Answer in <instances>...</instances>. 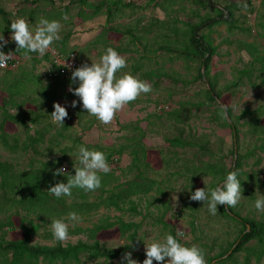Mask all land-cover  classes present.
<instances>
[{
	"label": "trees",
	"instance_id": "obj_1",
	"mask_svg": "<svg viewBox=\"0 0 264 264\" xmlns=\"http://www.w3.org/2000/svg\"><path fill=\"white\" fill-rule=\"evenodd\" d=\"M43 1L51 7L48 11L40 7V3ZM60 1L63 2L64 0ZM68 1L69 3L64 7L59 8H55L53 0H25V3L22 4L23 8L17 7L11 12L0 8V32L3 33L6 39L9 38L10 23L17 17L24 18L32 26H36L41 18L57 20L61 25H64L63 23L72 24L73 21L64 20V16L72 9H77V19L83 22L97 16L106 17L102 31L95 40L84 48V51L96 50L100 58L105 50L111 47L120 55L126 53L129 49L125 50V48H121L122 46L115 47L112 44V35L120 34L123 37L128 36L131 38L129 44L126 45L134 47L133 52L138 54V58L132 59L133 63L120 70L117 73L119 75L129 73L139 80L152 83V87H157L160 80L170 78L176 73L174 70H167L164 65L157 69H145L147 66L157 64L156 59L160 56L168 63H173L175 59L199 62L201 69H199L197 80L208 85L206 95L213 106L212 108L217 113L215 119L221 121V127L228 128L231 131L234 139L233 149L230 153L233 157L232 167L227 169L222 164V159L216 160L214 157H211L208 161L203 160L207 154L213 155L209 147L210 143L206 136L197 139L192 133L187 135L185 129H180L185 124V116L181 111L183 105L172 112H167L162 107L159 110L161 114L157 115L156 118L162 119L167 116L178 124V127L172 124L177 134L168 135L165 140L171 148L182 149L184 152L192 154L191 159L184 160L176 151H172L177 164H181L183 161L186 162L187 170L193 178L198 175L211 177L214 182H212L210 189H214L223 182L229 171L238 170L242 193L247 194L250 200H255L262 187V179L260 171H253L252 173L243 171L245 160L255 155V151L250 152L248 155L240 154V131L238 126L241 119L245 120V126L248 128L247 132L256 139L257 143H260L259 145L256 144L255 149L264 152V110L262 108L248 109L241 117L234 115L227 99L232 94L225 95V90L218 89L216 78L210 76L211 65L217 53V48L213 46L210 36L202 34V31H211L216 26L228 24L229 32L232 33L238 29L235 24L237 12L244 10L252 12L256 8L255 6H259L261 13L256 28L259 30L260 36L264 38V0H260L259 4H256L255 0H242L240 4L231 2L223 9H218L212 0H196L201 8L212 10L217 16L210 17L209 14L204 17L200 16L199 23H184L176 18L173 24L168 26L169 34L165 36L163 43H159V24L158 21L152 20L153 11L147 16L142 14L140 10L145 9V7L163 8L169 2L173 5L180 0H148L147 5L144 7L138 5V0ZM164 9L168 12L167 8ZM226 16H228V19L225 18ZM179 22L182 23L183 27L178 26ZM167 24L161 22L164 28ZM138 31L146 34L147 42L144 44L145 46L140 42L142 38L136 34ZM154 33H156V39L152 43L147 37L149 34ZM72 36L71 31L65 33L51 47L65 56L71 54V52L73 53V49L69 48ZM239 45L242 50L250 53L253 61L250 69L240 71L233 87L238 88L243 84V79L246 77H248L250 84H254L251 77L257 70L262 76L260 84L255 86L264 85V55L252 43L245 42L239 43ZM15 47V43L12 42L3 50L5 53L13 52L9 61L23 62L25 60V64L19 67L17 71L5 70L0 72V147L12 154L19 151L31 152L33 157L28 166L21 169L9 161H4L0 154V264H89L101 260L108 264L121 258L125 252H134L139 247L137 238H139L140 224L127 222L122 216L101 219L91 228L74 227L69 229V235H85L91 242L79 240L75 244L70 243L67 245L60 241H56L52 245L33 243L34 237L39 234L41 224H36L31 219L32 217L43 222L63 218L73 211L82 218L91 216L92 213L100 209L123 213L128 210V205L130 207L129 211L139 214L138 204L133 198L150 195L156 190V187L157 189L160 188V184L146 175V171L151 168L146 161L148 157V148L145 145L147 132L140 127L139 123H133L122 126V130L131 131V134L123 135V142L108 148L105 153L107 162L110 165L116 161L114 159L116 155L120 159L123 154L128 152L132 159L128 170L136 173L133 179L122 181L127 178V171H125L127 169L115 168L107 174H100L101 186L93 192L73 189L71 197H61L59 199L49 195L47 191L50 186L57 182H67L66 176L53 178L52 173L56 168L64 166L65 162L70 163V169L73 168L69 153L73 152L74 147L64 145L65 136L63 132H54V126L48 121L45 111H49L51 114L54 111L53 104L61 98L76 97L71 93H67L70 77L59 78L48 83V85H43L45 83L40 81V77L35 73L42 59L38 58L36 53H31V59L26 60L22 51L15 52ZM44 59L50 60L48 55ZM202 67L205 69V73H202ZM28 84L40 86L39 90L36 91V97L33 98L25 94ZM185 84H187L186 81ZM75 86L73 85V87ZM42 124L43 126H40ZM17 127L22 130L24 141H21L20 135L8 131V128L17 129ZM64 128L65 130L69 129L68 124H65ZM46 143H48V147L43 148L42 146ZM74 144L76 146L83 145L104 153L102 148L85 145L79 138L76 139ZM195 149L198 150L192 152ZM47 152L52 157L54 156L53 159L46 161L38 159L44 157ZM236 152L237 159L235 157ZM261 163L262 158H258L255 166L259 168ZM117 171L121 174L117 175ZM67 172L74 175V170ZM96 193H98V196ZM91 196L95 197L94 201H90ZM220 207L222 215L239 227V234L218 255L210 258L209 264L228 262L236 264L233 263L234 258L244 250L251 251V254L255 255L257 264L263 263L264 221L243 218L235 211V207L228 208L227 205H220ZM114 228H117L120 236L128 241L120 247L103 246L97 236ZM12 231L20 232L21 235L18 238L10 239L9 234ZM172 235H174V232H172ZM47 237L54 240L52 233ZM252 241H256L257 247L247 249L248 244ZM245 264H249V261L247 260Z\"/></svg>",
	"mask_w": 264,
	"mask_h": 264
},
{
	"label": "rangeland",
	"instance_id": "obj_2",
	"mask_svg": "<svg viewBox=\"0 0 264 264\" xmlns=\"http://www.w3.org/2000/svg\"><path fill=\"white\" fill-rule=\"evenodd\" d=\"M212 1L218 9H223V7L229 5L231 2L240 4L242 0ZM137 2L140 7H144L147 5L148 0H138ZM24 3L25 0H0V8L7 12H11L17 7L23 8L22 4ZM53 3L55 4V8H59L64 7L69 1L64 0L61 2L60 0H53ZM255 3L259 4L260 0H255ZM171 5L172 3L169 2L163 6V8L159 7L152 9V7H145V9L143 8L140 10L142 14L147 16L153 11L152 20L158 21L157 23L159 24V43L165 41V36L169 34L168 26L172 25L176 18L184 23H199L200 16L204 17L206 14H209L210 17L217 16L214 11L201 8L196 3V0H180L178 3ZM40 7L45 11L51 8L45 1L40 3ZM255 7L256 8L253 9L252 12L245 10L237 12L235 24L238 26V29L232 33L229 32L228 24L216 26L212 28L211 31H202V34L210 36L213 41V46L217 48V53L211 65L210 76L216 78L219 86L218 89L225 90V95L232 94L230 98L227 99L234 115L238 117H241L248 109L262 108L264 110V85L260 87L255 86L260 84V78L262 76L258 73V70L252 74L251 77V81L254 84H250L248 77H246L243 79V84L238 88L233 87L235 80L240 75V71L250 69L253 61L250 53L242 50L239 43H252L256 45L259 51L264 55V38L260 36L259 30L256 28L261 8H259V6ZM164 8H167L168 12H166ZM174 11H176V13H174ZM77 12V9H72L68 14H65V16H70L69 19L64 20L70 21L71 18H73V23H63L64 25H62L59 33L61 38L69 31L73 33L71 38L78 36L80 33H83V36L86 33H90L88 28L87 31L83 30L84 27H81L80 23L77 22L79 21L76 16ZM124 21L126 22V20ZM161 22H166L168 24L164 28ZM102 26L103 25H101V27ZM178 26L183 27L180 22ZM32 27L34 30L35 26L33 25ZM136 34L142 38L140 42L145 46L144 44L147 42L145 38L146 34L142 31H138ZM82 35L74 37V39L81 41ZM155 35L156 33L149 34L147 39L154 43V39H156ZM130 39V37H123L120 34L114 35L112 39V44L115 47L122 46L121 48H125V50L129 49L126 53L120 54L125 58L128 66L133 63L132 59L138 58V54L133 52L135 50L134 47L132 45H126L129 44L128 42ZM89 44L90 43L87 45ZM85 47L78 52L79 60L89 65L91 62L98 63L100 60L97 55L98 51L96 54H94L92 50L89 52L84 51ZM70 49H73V52L77 50V48L71 47ZM156 62L157 64L147 66L145 69H157L164 65L167 70H174L176 73L170 78L160 80L157 87H152V83L147 82L151 85L152 91L147 94L142 93L135 101L125 105L115 114L113 121L107 125L100 123L95 117L88 115L85 110H82L79 104L76 108H72L70 106L71 101L78 99L77 97L67 99L61 98L56 102L64 106L68 112L63 126H58L54 123L50 117V112L45 111L48 116V121L54 126V132H63L65 136V140H63L64 145L74 147L73 152L69 153V155H72V157L69 156V158L74 166L77 164L75 153L80 147L74 144L77 138L81 139V142L85 145L102 148L104 153H106L108 148L117 146L123 142V135L131 134V131L122 130L123 125L139 123L140 127L147 132L145 145L148 148V157L146 161L150 164L151 168L146 171V175L159 183L160 188L157 189L156 187V190L148 196L133 198L138 204L139 214H134L129 211V205L127 206L128 210L123 213L114 210L100 209L92 213L91 216L83 217L82 222L75 227L84 229L91 228L101 219L122 216L127 222L140 224L139 238L149 235L153 239H160L165 233L172 234V232H174L175 235L177 229H182L185 235L182 238H178L180 242L185 246L190 247L196 245L199 247L204 254L206 264H209L210 258L218 255L229 243H232L236 239L239 234V227L222 215L220 205L217 206V214L212 215L208 212L206 204L203 206V202L191 201L189 199L192 191L205 186L210 189L214 181L211 177L199 175L193 178L192 174L187 170L188 166L185 161L181 164H177L176 157L173 155L172 151H176L184 160L191 159L192 154L184 152L182 149H173L169 146L165 137L177 134L172 124H174L175 127H178V124L167 116L162 119H158L156 116L161 114L159 110L162 107H164L167 112H172L176 108H179L180 105H183L181 111L185 116V124H183V128L180 129H185L187 135L192 133L197 139L206 136L213 155L207 154L203 160L208 161L211 157H214L216 160L222 159V164H224L227 169H230L233 165V157L230 153L233 149L234 139L231 131L228 128L221 127V121L215 119L217 113L214 108H212L213 106L206 95V90L209 88L208 85L205 84V82L203 83L197 80L199 69H201L199 62L175 59L173 63H168L162 59V56L157 58ZM203 71L205 73V69L203 70L202 67V73ZM117 75L120 76L119 74ZM185 81L187 84H185ZM55 86L57 87L56 83ZM68 88L69 87H67V93H70ZM59 90L62 91L61 88H59ZM65 124H68L69 129L65 130ZM40 126H43V124ZM238 127L240 131V154L248 155L250 152L255 151V155L245 160L243 171L246 173L260 171V177L262 179V187L257 193L256 200L261 194L264 195V152L255 149L256 144L259 145L260 143H257L256 139L247 132L248 128L245 126V120L241 119ZM8 131L12 134L16 133L20 135L21 141H24V134H22V130L19 127H17V129L8 128ZM42 147H48V143L44 144ZM196 150L198 149L192 152ZM0 154L4 161H9L21 169L26 168L33 157V153L31 152L25 153L19 151L16 154H12L2 147H0ZM53 157L47 152L44 154V157L38 159L46 161L48 159H53ZM258 158H262V163L259 168L255 166ZM114 159L116 161L110 164L111 169H127L125 170L127 171V178H124L122 181L133 179L136 173L128 170V167L132 163L130 154L126 152L120 159L119 156L116 155ZM70 166V163L65 162L64 167L66 171L74 170L73 168L70 169ZM120 174L121 173L117 171V175ZM96 195L98 196V193H96ZM173 195L177 197L176 200ZM89 199L90 201H94L95 197L91 196ZM255 200H250L247 194L245 195L242 193L241 200L234 206L235 211L243 218H253L264 221V212H257L254 207ZM31 219H33L36 224H41L39 234L34 237L33 243L42 245L55 244V239L53 240L47 237L51 233L49 227L51 220L41 222L34 217ZM73 228L74 227L71 226L69 227V229ZM20 235V232L12 231L9 234V238H18ZM97 237L101 244L106 247H120L128 241L120 236L117 228L104 231ZM79 240L91 242L85 235H69L68 239L62 243L64 245L70 243L75 244ZM256 247V241H252L248 244L247 249ZM131 254L133 259L140 262L146 258L143 241L139 240V247L135 249L134 252H131ZM247 257L249 258L247 259ZM119 260L120 258L115 259L108 264H118ZM247 260L249 264H257L255 255L251 254V251L249 252L248 250L239 253L234 258L233 263L245 264ZM89 264L107 263L101 260L100 262H91ZM153 264H157V262L153 261ZM224 264H232V262ZM261 264H264V262Z\"/></svg>",
	"mask_w": 264,
	"mask_h": 264
},
{
	"label": "clouds",
	"instance_id": "obj_3",
	"mask_svg": "<svg viewBox=\"0 0 264 264\" xmlns=\"http://www.w3.org/2000/svg\"><path fill=\"white\" fill-rule=\"evenodd\" d=\"M61 27L57 20L41 18L33 30L32 25L24 18L14 19L10 23L9 38L6 40L3 33H0V69L7 67V62L12 58L13 52L5 53L3 50L9 43L14 42L15 52L22 51L26 60L31 59V53L43 57L53 43L61 38L59 34ZM60 63L71 73L68 91L78 98L72 100L70 106L76 108L79 104L88 115L105 125L111 123L115 114L129 102L135 101L142 93L152 91L150 84L129 73L117 76V73L127 66V62L111 47L105 50L98 63L91 62L90 65L83 63L74 70L65 61ZM53 109L50 115L52 121L58 126H63L68 116L66 108L60 103H54ZM69 156L72 157L71 154ZM75 160L77 164L73 165L74 175L67 172L64 166L53 171V178L66 176L67 182H57L50 186L47 191L49 195L59 199L71 197L73 189L93 192L101 186L100 174H107L111 170L105 153L83 145L75 153ZM238 176V170L229 171L223 182L214 189H208L206 186L197 188L191 192L189 199L203 202V206L206 204L208 212L212 215L217 214L218 205L234 207L242 198L241 181ZM173 196L176 200L177 197ZM254 207L257 212H264V195L261 194L254 201ZM81 222L82 217L73 211L63 218L51 220L49 227L53 238L63 242L69 237V227H75ZM184 235L182 229H177L175 236L165 233L160 239H153L149 235L137 238L144 243L146 258L140 262L132 258L131 252H125L118 264H153V261L157 264H206L199 247L185 246L180 242L178 238Z\"/></svg>",
	"mask_w": 264,
	"mask_h": 264
},
{
	"label": "built area",
	"instance_id": "obj_4",
	"mask_svg": "<svg viewBox=\"0 0 264 264\" xmlns=\"http://www.w3.org/2000/svg\"><path fill=\"white\" fill-rule=\"evenodd\" d=\"M49 56L50 60L45 65V67L40 71L39 77L43 82H52L56 81L59 78H68L71 73L69 70H66L60 62L65 61L66 64L70 65L74 70L76 67L82 65L76 53H71L67 56L60 53L57 49H53L52 47L48 50V52L43 56ZM40 57V58H43ZM20 61L7 62V67L0 69L1 71L12 70L16 71L20 66Z\"/></svg>",
	"mask_w": 264,
	"mask_h": 264
},
{
	"label": "crops",
	"instance_id": "obj_5",
	"mask_svg": "<svg viewBox=\"0 0 264 264\" xmlns=\"http://www.w3.org/2000/svg\"><path fill=\"white\" fill-rule=\"evenodd\" d=\"M69 16L70 15H66L65 17H67V19H69ZM72 19L73 18H71V20ZM77 22L80 23L81 27H84L83 30H86L87 31V28H88L89 31H90V33H86L84 36L82 35L83 33L78 34V36L82 35L81 41L80 40H77V39H74V37H78V36H74L70 40L69 48L70 47L71 48H77L76 52H73V53H76L77 56H78L79 55L78 52L80 51V49H82L83 47H85L88 43H91L100 34V32L102 31V27L104 26V24L106 22V17L105 16H97V17H95L93 19H90L88 21H85V22H83L81 20H79ZM101 25H103V26L101 27ZM92 51L94 52V54L97 53L96 50H92ZM38 58H40V57L38 56ZM40 59H42V60H41L40 64L37 66L36 72H35L38 77H39L40 71L45 67V65L49 61V60L44 59V57L43 58H40ZM24 64H25V60L20 63V66L19 67H22ZM39 80L42 81L41 78H39ZM52 82H54V81H52ZM43 83H45L43 85H48V83H50V82H43ZM39 88H40V86H35V85H29L28 84L27 88L25 89V94L30 95L31 97L34 98V97H36V91L39 90Z\"/></svg>",
	"mask_w": 264,
	"mask_h": 264
},
{
	"label": "water",
	"instance_id": "obj_6",
	"mask_svg": "<svg viewBox=\"0 0 264 264\" xmlns=\"http://www.w3.org/2000/svg\"><path fill=\"white\" fill-rule=\"evenodd\" d=\"M225 18L228 19V16H226ZM203 70H204V68H203ZM203 73H204V71H203ZM235 157H236V159H237V152L235 153ZM225 257H226V256H225Z\"/></svg>",
	"mask_w": 264,
	"mask_h": 264
}]
</instances>
